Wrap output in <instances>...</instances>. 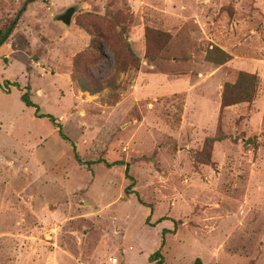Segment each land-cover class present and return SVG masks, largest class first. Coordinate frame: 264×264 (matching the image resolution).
I'll return each instance as SVG.
<instances>
[{"label": "rangeland", "instance_id": "374dc122", "mask_svg": "<svg viewBox=\"0 0 264 264\" xmlns=\"http://www.w3.org/2000/svg\"><path fill=\"white\" fill-rule=\"evenodd\" d=\"M162 230L161 264H264V0L27 4L0 41V264H153Z\"/></svg>", "mask_w": 264, "mask_h": 264}, {"label": "trees", "instance_id": "16d2710c", "mask_svg": "<svg viewBox=\"0 0 264 264\" xmlns=\"http://www.w3.org/2000/svg\"><path fill=\"white\" fill-rule=\"evenodd\" d=\"M34 0H25L21 6L19 7L18 11L16 12V14L14 15V18L12 19V21L9 23V25L7 26V28L2 32L0 33V41L3 39V37L5 36L6 33H9L11 31V29L13 28V26L16 24L17 20L19 19L20 15L24 12L25 10V7L27 4L33 2ZM101 39V38H100ZM103 45L102 44H98L97 47L98 49H100V47ZM129 55L134 59L135 61V65L133 66H136L138 64V60L135 59L132 54L129 52ZM147 59V58H146ZM15 86V85H13ZM229 86H226L225 88L227 89ZM83 92H86V90H82ZM20 100L21 102L26 106V107H31V108H34L35 112V116L36 117H45L48 119V121H50L52 123V125L54 126L55 130H56V133L58 134V136L63 139L64 141H67V139L63 136V134L61 133L60 131V128H59V124L56 123V121L51 117V116H48V115H43V114H39V109L36 105L32 104L28 98V94L27 92L23 93L21 96H20ZM235 101H228L227 100V97H225L224 94H222V97H221V106L224 107V106H227L229 104H232L234 103ZM71 149H72V153H73V156H74V159L75 161L80 164V161H79V158L77 156V154L74 152V147L71 145ZM102 161L101 160H95L94 162H90L89 164H97V163H101ZM107 165L108 167L110 166H114V165H123L124 166V171H123V176H124V179H126L128 181V184L127 186L125 187L124 189V193H133V191L131 190L132 189V186H133V180L132 178L129 176L128 174V165L127 164H123L122 162H118V161H115V162H112V163H109V164H105ZM147 219H145V222L146 223ZM165 233V230H162L161 231V237H160V243H159V248L158 250H156L154 253H152L151 255L148 256V261L149 262H153V264H161V261H162V258L160 256V248L163 246V234ZM192 264H201L200 261L198 259H195L193 261Z\"/></svg>", "mask_w": 264, "mask_h": 264}, {"label": "water", "instance_id": "95a60500", "mask_svg": "<svg viewBox=\"0 0 264 264\" xmlns=\"http://www.w3.org/2000/svg\"><path fill=\"white\" fill-rule=\"evenodd\" d=\"M71 13H72V8H68L63 12V14L58 16L57 20L64 25H68Z\"/></svg>", "mask_w": 264, "mask_h": 264}]
</instances>
